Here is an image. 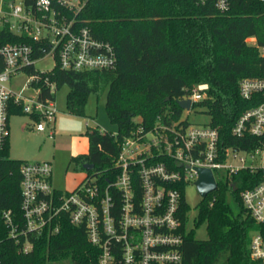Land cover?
Masks as SVG:
<instances>
[{
  "label": "trees",
  "instance_id": "trees-1",
  "mask_svg": "<svg viewBox=\"0 0 264 264\" xmlns=\"http://www.w3.org/2000/svg\"><path fill=\"white\" fill-rule=\"evenodd\" d=\"M77 20L96 38L114 45L116 67L76 71L57 65L49 79L56 82V89L69 87L67 106L78 114L84 112L89 93L108 87L105 106L117 131L115 135L89 127V152L73 155L76 168L88 174L96 169L109 171L119 141L136 127L137 117L148 127L159 115L166 121L180 120L183 108L179 100L201 82L209 83L208 96L195 105L204 106L210 115L209 124L218 129L220 146L244 151L264 146V137H239L232 132L242 114L261 102L260 98H244L240 81L264 77V57L247 41L255 36L257 43L264 44V0H230L226 11H220L215 0H88ZM0 41H26L38 46L33 39L10 31L0 35ZM43 95L52 96L45 88ZM12 112L22 111L15 107ZM169 112L172 117H165ZM23 161L9 155V141L0 150V264L64 260L97 264L98 250L89 242L85 228L66 217L58 233L46 230L31 235L33 248L27 252L10 236L3 213L11 210L22 218ZM86 163H93L94 168L85 169ZM263 179L264 168L258 167L242 168L219 181L216 191L200 201L194 219L197 227L206 224L205 239L197 238L195 229L188 228L191 205L185 201L183 264H260L252 258L250 244L263 225L246 208L240 193Z\"/></svg>",
  "mask_w": 264,
  "mask_h": 264
},
{
  "label": "built area",
  "instance_id": "built-area-1",
  "mask_svg": "<svg viewBox=\"0 0 264 264\" xmlns=\"http://www.w3.org/2000/svg\"><path fill=\"white\" fill-rule=\"evenodd\" d=\"M87 1L0 0V35L10 31L38 43L36 47L26 41H0V150L9 141V117L15 107L33 117L38 132L55 124L57 89L48 74L57 65L76 71L116 67L114 45L96 38L77 20ZM215 4L226 11L230 0H215ZM247 41L264 57V44L257 43L255 36ZM47 56L54 59L53 68L38 69L37 62ZM44 88L52 96L45 97ZM209 88V83L201 82L189 90L180 100H191V108L183 110L190 111L207 98ZM240 91L244 98H260L261 102L242 114L233 134L264 137V77L243 78ZM165 117L171 118L172 113ZM184 119L188 117L183 113L180 120L171 121L159 115L148 127L137 117L136 127L119 141L109 171L87 173L72 191L54 187L50 161L24 160L20 168L22 218L11 210L3 213L10 236L27 252L33 248L31 235L46 230L58 233L66 217L85 228L89 242L98 250L97 264H183L186 190L198 180V168H210L217 184L242 168H264L254 162L264 146L253 151L223 149L217 128L209 123L185 124ZM49 133L53 136L54 130ZM219 172L224 174L218 178ZM107 176L111 180H105ZM240 195L263 225L252 236L250 253L264 264V179Z\"/></svg>",
  "mask_w": 264,
  "mask_h": 264
},
{
  "label": "rangeland",
  "instance_id": "rangeland-1",
  "mask_svg": "<svg viewBox=\"0 0 264 264\" xmlns=\"http://www.w3.org/2000/svg\"><path fill=\"white\" fill-rule=\"evenodd\" d=\"M55 61L47 56L37 62L36 67L40 70H50ZM19 79V78H18ZM16 80L19 83L20 80ZM68 86L56 90V105L58 108L55 124L46 131L38 132L34 128V119L27 113H11L9 117V155L27 161H50L52 163V183L61 190L72 191L85 178L87 171L76 168L72 161L73 155L89 152V140L87 130L89 127H99L110 132L117 131L106 110V97L108 87L98 92L87 95L83 113H71L67 106ZM183 116L196 124L210 122V115L205 112V107L194 105L188 111L183 110ZM54 135H50V130ZM248 162L251 158L247 157ZM254 162L264 165V151L256 154ZM224 173H217L219 178ZM216 191V190H215ZM214 191V192H215ZM186 198L191 205L189 227L195 229L197 238L205 239L208 236L206 224L196 226L194 219L198 214V207L202 196L194 182L189 183L186 190ZM233 207L236 209L234 202ZM51 264H78L70 263L69 260L56 261Z\"/></svg>",
  "mask_w": 264,
  "mask_h": 264
},
{
  "label": "water",
  "instance_id": "water-1",
  "mask_svg": "<svg viewBox=\"0 0 264 264\" xmlns=\"http://www.w3.org/2000/svg\"><path fill=\"white\" fill-rule=\"evenodd\" d=\"M179 105L182 108H191V100L183 99L179 100ZM94 167L93 163H86L84 165L85 169H92ZM200 176L196 181V186L198 188L199 193L202 197H206L211 191L215 190L218 186L217 181L215 179L214 173L210 168L200 167L198 168Z\"/></svg>",
  "mask_w": 264,
  "mask_h": 264
}]
</instances>
